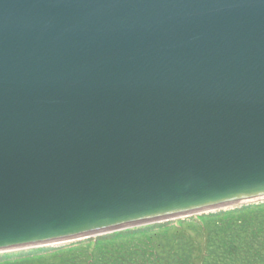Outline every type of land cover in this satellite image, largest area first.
Returning a JSON list of instances; mask_svg holds the SVG:
<instances>
[{"label": "water", "instance_id": "water-1", "mask_svg": "<svg viewBox=\"0 0 264 264\" xmlns=\"http://www.w3.org/2000/svg\"><path fill=\"white\" fill-rule=\"evenodd\" d=\"M264 202V0H0V252Z\"/></svg>", "mask_w": 264, "mask_h": 264}, {"label": "trees", "instance_id": "trees-1", "mask_svg": "<svg viewBox=\"0 0 264 264\" xmlns=\"http://www.w3.org/2000/svg\"><path fill=\"white\" fill-rule=\"evenodd\" d=\"M0 264H264V202L6 252Z\"/></svg>", "mask_w": 264, "mask_h": 264}]
</instances>
